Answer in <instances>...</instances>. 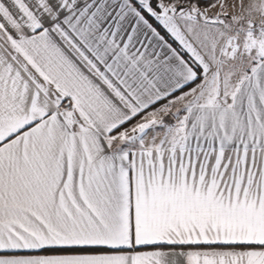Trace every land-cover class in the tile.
I'll return each mask as SVG.
<instances>
[{"label":"snow or ice","instance_id":"snow-or-ice-1","mask_svg":"<svg viewBox=\"0 0 264 264\" xmlns=\"http://www.w3.org/2000/svg\"><path fill=\"white\" fill-rule=\"evenodd\" d=\"M0 264H264V0H0Z\"/></svg>","mask_w":264,"mask_h":264}]
</instances>
